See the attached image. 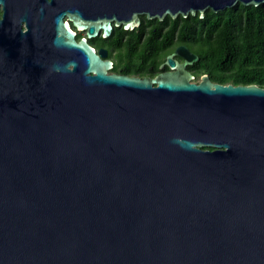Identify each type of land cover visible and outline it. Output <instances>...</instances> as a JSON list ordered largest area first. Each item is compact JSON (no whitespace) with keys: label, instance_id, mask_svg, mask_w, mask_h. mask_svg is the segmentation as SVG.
<instances>
[{"label":"water","instance_id":"95a60500","mask_svg":"<svg viewBox=\"0 0 264 264\" xmlns=\"http://www.w3.org/2000/svg\"><path fill=\"white\" fill-rule=\"evenodd\" d=\"M261 3L0 0V264H264V86L106 74L68 25Z\"/></svg>","mask_w":264,"mask_h":264},{"label":"flooded vegetation","instance_id":"af4514ba","mask_svg":"<svg viewBox=\"0 0 264 264\" xmlns=\"http://www.w3.org/2000/svg\"><path fill=\"white\" fill-rule=\"evenodd\" d=\"M0 7V16H1ZM139 25L132 29H124L122 25L115 26L112 21V30L107 37H103L101 30L94 37H88L86 30H81L68 23L74 32L75 38H85L95 53L102 59L109 60L111 67L106 74H117L138 78H160L174 74L179 79H186L189 83L198 84L207 76L213 83L221 82L230 76L227 64L218 63L219 60L205 59V48L209 50L211 43L197 41L199 26L187 25L185 17L165 15L162 18H147L145 14H138ZM179 46H185L189 53L197 56L196 60H186L176 53ZM172 55L175 65L166 60ZM187 62L184 66L183 63ZM191 74V77L187 75ZM183 76L184 78H181Z\"/></svg>","mask_w":264,"mask_h":264},{"label":"trees","instance_id":"16d2710c","mask_svg":"<svg viewBox=\"0 0 264 264\" xmlns=\"http://www.w3.org/2000/svg\"><path fill=\"white\" fill-rule=\"evenodd\" d=\"M187 25L199 26L195 39L211 43L203 56L227 64L230 76L219 80L264 86V3L258 6L236 4L204 16L188 15Z\"/></svg>","mask_w":264,"mask_h":264}]
</instances>
